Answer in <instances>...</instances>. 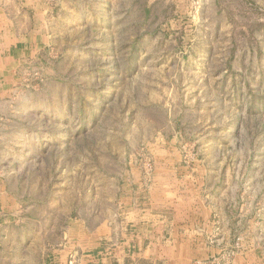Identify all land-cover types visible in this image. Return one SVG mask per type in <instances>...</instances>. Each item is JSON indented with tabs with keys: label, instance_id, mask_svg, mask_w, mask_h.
I'll use <instances>...</instances> for the list:
<instances>
[{
	"label": "rangeland",
	"instance_id": "obj_1",
	"mask_svg": "<svg viewBox=\"0 0 264 264\" xmlns=\"http://www.w3.org/2000/svg\"><path fill=\"white\" fill-rule=\"evenodd\" d=\"M215 1L216 12L212 0H0L3 21L17 25L0 42L14 48L0 56L7 259L17 235L26 250L105 225L121 233L136 223L130 212H202L218 181L244 196L256 179L258 226L252 216L230 241L217 218L223 242L207 235L216 257L198 264H234L244 246L264 264V0ZM78 259L73 251L68 264Z\"/></svg>",
	"mask_w": 264,
	"mask_h": 264
},
{
	"label": "crops",
	"instance_id": "obj_2",
	"mask_svg": "<svg viewBox=\"0 0 264 264\" xmlns=\"http://www.w3.org/2000/svg\"><path fill=\"white\" fill-rule=\"evenodd\" d=\"M199 1L203 7L204 0ZM212 2L215 9L214 12H216V1L212 0ZM166 3L168 2L166 1ZM160 4L162 5V0H160ZM1 5L2 4H0V42L2 43V35L5 34L2 31L8 28L10 32L16 31L17 25H15L14 22L8 24L7 21H3L1 16L5 9ZM164 21L166 22V20ZM202 23H206L208 27L215 26L214 21L209 22L208 19L204 21L202 18H198V21H196L198 27ZM223 27H226V22ZM227 27L231 28V25L227 24ZM4 37H6V34ZM137 39L149 41L151 37H138ZM137 39H135V42H137ZM23 40L25 39H19L16 36L13 40L14 43L22 47L19 48L20 50L25 49V42H21ZM162 40H165V38L156 37L154 42ZM195 40L200 39L195 38ZM179 41H181L180 38ZM206 42L209 43L210 41L206 39ZM1 43L0 56L5 50L10 49L8 47L9 42L6 41V44H8L7 47H3ZM18 46H15V48ZM13 49L14 48H11L10 50L12 51ZM183 54L184 53L181 52V55ZM149 57L151 64V60L154 59V56L150 55ZM242 58L240 54L239 60ZM150 66L149 68L145 66L143 69L146 86L152 84L150 76L156 75L155 71L152 69V65ZM231 71L234 73L237 72L236 74L239 75L247 74L246 68L238 70L233 68ZM108 72H110L111 75L117 73V69H110ZM150 90L152 91V88ZM235 174L236 176L234 175V177L237 179V172ZM231 177L233 176L231 175ZM234 183L237 182L234 180L223 181V183L218 181L215 183L216 187H209L208 196L203 197L201 201L202 203H207V207L204 206L202 212L198 206H196L195 211H193L191 207L188 211H181L180 216H174L175 214H171L170 216L160 215L150 209L146 210L145 213H141L138 210H135L134 213L130 212V218L136 221V223L127 225V229L125 228L121 233L105 225L93 228L85 235L80 234L73 236L70 233L65 234L63 242L58 244V246L48 243L41 249L36 246V244H38L37 242H33L30 245L31 249L27 247L26 250L25 244L22 239L19 238L20 236L17 235L15 236V241L17 243L18 255L15 262L10 261V259H7L5 256L7 248L4 246L9 239V227H7L8 224L3 221L0 216V241L5 240L3 244L0 243V264H68L69 255L73 251H77L79 255L77 264H198L210 261V259L216 257L215 254L217 249L214 245L215 243L212 246H210L211 243H205L206 236L213 235L215 240H218V244L223 242V240H219L216 235L217 224L215 221L217 218L219 221L220 219L223 220V223L218 221V226L222 228V232L225 233L224 236H229L230 241H233L238 235L236 233L237 231L246 230V227H248L247 220L252 216L254 217L253 223L255 227L258 226L259 223V182L256 179L246 180L243 185L245 189L244 192L246 193L244 196L239 195L234 189ZM241 183L242 182H240V184ZM216 192H221L220 195L224 202L223 212L218 214L211 206L214 202H217ZM167 194L169 193L163 192L165 198L169 197ZM170 198L177 199L178 195L175 194L169 197V200ZM178 199L181 200L180 198ZM171 204L173 208L177 209V205L174 203ZM188 204H190V206L192 205V207L196 205L194 202H188ZM197 209L199 212L196 211ZM16 230L18 231L19 229ZM248 251V248L244 246L243 254L241 253L239 255L234 264H258L256 259H248Z\"/></svg>",
	"mask_w": 264,
	"mask_h": 264
}]
</instances>
